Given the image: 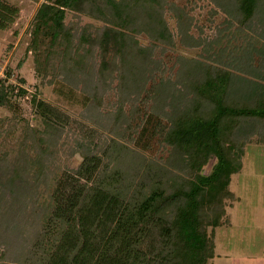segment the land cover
I'll return each instance as SVG.
<instances>
[{
  "label": "trees",
  "instance_id": "1",
  "mask_svg": "<svg viewBox=\"0 0 264 264\" xmlns=\"http://www.w3.org/2000/svg\"><path fill=\"white\" fill-rule=\"evenodd\" d=\"M86 1L44 0L33 16L34 44H40V36L49 45L67 38L65 11L82 10ZM213 1L227 17L259 30L251 28L248 41L239 44L235 34L243 38V30L226 28L230 35L208 40L203 55L209 57L207 62L180 56L179 61L190 67L177 69L175 79L162 74L164 62L152 68V47H133L137 42L127 41L126 31L112 28L129 29L131 22L138 21L139 31L168 42L163 19L166 1L101 2L107 14L103 6L98 13L106 15L110 24L97 40L102 56L98 71L108 69L104 53L112 43L109 61L121 72L118 99L106 116L117 124L126 123L128 129L140 127V131L128 145H115L112 150L110 143L92 141L91 147H83L86 151L78 168L64 173L62 183L49 195L50 211H44L42 227L18 238L13 258L1 253L0 264H214L213 229L229 224L224 201L237 198L229 184L242 168L244 144L253 137L264 142V42L260 47L255 43L264 38V0ZM12 12L0 2V28L11 21ZM234 25L227 21V27ZM64 67L61 79L45 68L44 74L54 82L57 94L75 97L77 86L68 76L71 78L77 66L74 64V70ZM11 90L0 84V104L8 101ZM91 95L76 97L77 103L85 113L100 117L103 102L108 104ZM125 103L131 107L125 108ZM32 104L49 131L63 130L77 121L70 111L35 95ZM98 122L96 118L90 123L80 119L77 124L90 139L97 133ZM152 137L171 147L174 166L187 173L169 172L176 178L169 184L158 181L161 184L150 185L141 180L139 170L146 169L147 174L157 166L146 153ZM115 148L124 155L129 152L131 161L120 162L118 153L108 152ZM211 158L215 161L204 174L203 166ZM205 224L212 227L209 234Z\"/></svg>",
  "mask_w": 264,
  "mask_h": 264
},
{
  "label": "rangeland",
  "instance_id": "2",
  "mask_svg": "<svg viewBox=\"0 0 264 264\" xmlns=\"http://www.w3.org/2000/svg\"><path fill=\"white\" fill-rule=\"evenodd\" d=\"M43 1L0 0L13 11L11 21L0 28V84L12 88L8 101L0 104V255L3 253L10 260L13 252L18 250L19 240L42 227L44 211H50L49 195L57 183H62L64 173H72L78 168L86 151L82 150L83 147L87 144L88 148L91 147L92 141L103 145L110 143L108 147L112 150L115 145L118 148L128 145L140 131V127L133 125L128 129L126 123L117 124L106 116L109 106L118 99L121 72L113 61L112 65L109 61L114 52L112 43L104 53L108 69L98 71L102 56L97 40L102 30L110 24L106 15L98 13L103 0H88L82 10L67 9L64 23L70 31L69 36L61 37L55 45H49L48 39L40 36V44L36 46L31 27L33 16ZM165 1L163 19L167 24L168 42L151 39L150 33L139 31L138 21L131 22L129 29L116 25L112 28L126 31L129 34L126 40L137 42L133 47H152L149 50L151 56L155 57L151 62L152 68L164 62L162 74L166 77L169 75L171 79L178 75L177 69L190 67L179 61L180 56L207 62L209 57L203 55L208 40L218 35L224 39L225 34L230 35L225 33L226 28L243 30L245 37L235 34L237 39L234 40L239 44L248 41L251 28L259 30L256 25L249 28L245 23L227 17L213 0ZM102 10L107 14L105 6ZM210 10H215V13L211 14ZM231 20L235 25L227 27V21ZM85 36L87 41L84 42ZM261 42H264V38H259L255 43L260 47ZM74 64L77 69L71 78L68 76V80L77 86L75 97L57 94L54 82H49L50 77L44 74V68L45 72L50 75L54 73L61 79V67L67 69L69 66V70H74ZM158 73L157 68L154 74ZM19 88L25 91L20 93ZM83 94L101 97L108 104L103 102L100 117L82 111L76 97ZM33 95L70 111L77 121L63 130L49 131L34 111ZM130 107L129 103H125V108ZM94 118L99 120L95 125L97 133L89 139L82 135L84 129L77 122L83 119L90 123ZM149 142L146 153L152 155L150 158L157 166L147 174L146 169L139 170L141 180H146L150 185L158 181L169 184L176 179H172L169 172H179L180 176L187 173L184 168L180 170L174 166L171 147L159 141L158 137H152ZM110 150L108 152L112 154L118 153L120 162L131 161L129 152L124 155L119 149ZM214 161L211 158L203 166L204 174L210 171ZM242 164L241 170L232 175L229 184L239 200L226 198L224 201L225 217H229V224L223 223L213 229L214 264H264V142H258L256 137L245 142ZM204 229L209 234L212 227L205 224Z\"/></svg>",
  "mask_w": 264,
  "mask_h": 264
},
{
  "label": "crops",
  "instance_id": "3",
  "mask_svg": "<svg viewBox=\"0 0 264 264\" xmlns=\"http://www.w3.org/2000/svg\"><path fill=\"white\" fill-rule=\"evenodd\" d=\"M236 197H237V198L235 199V201H236V200H239V198H238V196H237V195H236Z\"/></svg>",
  "mask_w": 264,
  "mask_h": 264
}]
</instances>
